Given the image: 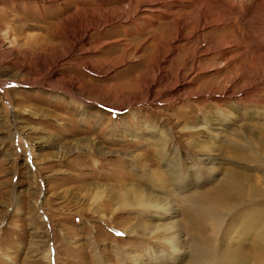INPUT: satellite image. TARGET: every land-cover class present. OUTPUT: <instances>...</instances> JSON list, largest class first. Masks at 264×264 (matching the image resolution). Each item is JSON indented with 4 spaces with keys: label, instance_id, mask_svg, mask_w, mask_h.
<instances>
[{
    "label": "rangeland",
    "instance_id": "1",
    "mask_svg": "<svg viewBox=\"0 0 264 264\" xmlns=\"http://www.w3.org/2000/svg\"><path fill=\"white\" fill-rule=\"evenodd\" d=\"M157 1L0 0V264H196L203 211L215 264H264V48L222 68Z\"/></svg>",
    "mask_w": 264,
    "mask_h": 264
},
{
    "label": "bare ground",
    "instance_id": "2",
    "mask_svg": "<svg viewBox=\"0 0 264 264\" xmlns=\"http://www.w3.org/2000/svg\"><path fill=\"white\" fill-rule=\"evenodd\" d=\"M157 2L163 3L164 6L167 5L169 7L173 5H179L185 8L189 6H194V7L197 6L198 11L196 15H191V16L182 15V16H179V19H176V20L174 19L171 22L172 24H168L169 28H174L175 38H178L179 35L185 31H188V35L186 36L189 37V36H195L201 31L210 29V33H207L204 36L203 35L198 36V43L200 42L203 44L199 50L198 49L194 50L195 52L194 54L197 55L199 52H204V53H212L216 51L220 52L228 48L239 47V49L235 51L236 54L235 55L233 54V56H231L230 58L227 57L228 53L224 54V57H223L224 66L222 68H226V63L233 58L243 57L245 59H251V60L257 59L259 56H255V55L260 53L257 50L260 49V46L264 48V0H158ZM254 13H256L255 16L258 14V16L261 18L263 22L261 24L263 25H257L253 22ZM121 15L119 16L118 20H120ZM110 21H113V20L107 19V21L105 22L104 21L97 22L96 27L97 28L102 27L104 26L105 23H109ZM217 27H221V29H225L228 31L226 32L224 31V33L220 36L219 40L217 42H214L212 35H215L216 33L215 30L217 29ZM260 30L263 31L261 35V45H259V41H257V34H256V32ZM246 31H247V34H246ZM206 41L208 43H206ZM255 42L257 44L254 45L255 47L254 49L252 48L253 56H251L248 53L249 48L247 46L248 44H251V43H252L251 45H253V43ZM169 43L168 44L170 45V50L169 49L168 51L165 50L166 52L158 57V62L162 60H166L167 54L172 53L174 51L175 49L174 45H172L171 41ZM177 59L181 60L180 57H178ZM172 66H174L173 63H172ZM150 68H151L150 73L152 74V77L151 79L147 81L148 88L151 86L153 82L157 80L158 76H160L161 73H163V70L162 68H160L159 65L156 66V64H152V67ZM237 72L239 73V75L246 76V74L250 72V68L249 67L247 68V66L245 67L243 64L238 65L237 68L236 67L228 68V70H226L225 73H223L224 75L222 74L223 77L226 79V82H225L226 87L221 89L220 87L213 85L212 87L214 88L212 90L208 89L209 90L208 93L213 94V95L217 94L218 96L221 95L222 98L228 99V100L234 97L235 93L230 95L229 89L235 81V76H236L235 74ZM177 76H178L177 78L178 83H180L181 80H180L179 73ZM214 81H216L215 78L212 82ZM240 94L243 96V95H246L247 93L245 92V93H240ZM261 103L264 104V101H262ZM257 137L260 139L263 138L264 132L259 133ZM210 213L211 211H206V212L203 211L202 215L200 214L197 217V223H199V226H198L199 229H198V233L196 234V237H197L196 239L198 240L197 242L198 247L197 246L196 247H197V251L199 252V258L195 259L196 264H215L214 260L216 258L215 257L216 255L214 253V249L212 248L211 242H209V240L207 239V235L205 236V233L203 230V228L205 229L203 225V220L206 217L213 218L214 216V214L212 213L210 214ZM252 227H254V225Z\"/></svg>",
    "mask_w": 264,
    "mask_h": 264
}]
</instances>
